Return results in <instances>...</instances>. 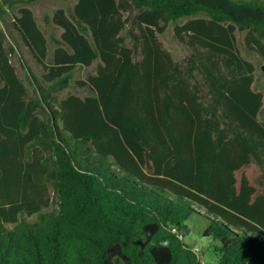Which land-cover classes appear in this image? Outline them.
<instances>
[{"label":"trees","instance_id":"obj_1","mask_svg":"<svg viewBox=\"0 0 264 264\" xmlns=\"http://www.w3.org/2000/svg\"><path fill=\"white\" fill-rule=\"evenodd\" d=\"M67 1L49 62L34 12L15 18L41 79H20L0 30V264H198L190 219L219 264H264V93L236 37L264 62V0ZM170 24L181 62L158 39ZM73 82L88 95L60 99ZM253 164L258 185L237 177Z\"/></svg>","mask_w":264,"mask_h":264},{"label":"rangeland","instance_id":"obj_2","mask_svg":"<svg viewBox=\"0 0 264 264\" xmlns=\"http://www.w3.org/2000/svg\"><path fill=\"white\" fill-rule=\"evenodd\" d=\"M25 1L26 0H19V3L11 10H8L5 16L0 19V30L5 35L6 47L14 48V53L11 54V62L16 68L18 76L21 80L28 84L27 77L29 76L31 79L33 78L32 75H29L28 70L30 72L32 70L38 79H41L43 68L32 56L28 47L24 44L20 33L14 27L15 18L19 16V9L22 7H28L34 12L36 21L48 40L49 59L47 62H49L52 59L53 52L55 50L53 38L59 39L63 30L54 25L52 22H48L47 18L51 19L58 9H64L66 10L67 15H70L75 2L67 0H40L32 4H27ZM128 15V13H125V17H128ZM186 20L187 19H182L176 22V24L183 25ZM174 26L175 24H170L163 34L158 35V39L161 42L163 48L172 54L173 59L177 62H181L186 57H188L192 51L186 44L180 42L175 37ZM124 35H126V33H124ZM245 35L246 33L236 32L238 50L244 59L254 64L256 69L255 76L257 79V89L264 93V62L255 51L247 48L245 44ZM127 45L131 46L130 40L127 41ZM96 70L97 63H95L90 68L79 67L74 72V81L85 80L88 76L96 74ZM29 94L33 97L37 94V89L34 84L29 86ZM70 94H78L82 97H85L88 95V91L86 89H78L73 82L70 88L59 93L58 96L60 99H63ZM260 120L264 121V111L260 116ZM243 174L248 177L252 184L258 185V183L262 181L263 170L253 164L243 169V171L238 172V179H240ZM55 209H57V201L56 198L53 197L50 210L52 211ZM188 225L191 228V233L194 232L203 234L206 224L204 221L190 219L188 221ZM208 252L212 257H216L213 248L209 249Z\"/></svg>","mask_w":264,"mask_h":264},{"label":"clouds","instance_id":"obj_3","mask_svg":"<svg viewBox=\"0 0 264 264\" xmlns=\"http://www.w3.org/2000/svg\"><path fill=\"white\" fill-rule=\"evenodd\" d=\"M182 243L184 245V250L191 252L196 257L198 264H219V258L212 257L208 252L209 249L219 244V241L215 240L212 235H203L193 232L190 237H186ZM170 244V240L163 239L159 242V247L168 248Z\"/></svg>","mask_w":264,"mask_h":264},{"label":"water","instance_id":"obj_4","mask_svg":"<svg viewBox=\"0 0 264 264\" xmlns=\"http://www.w3.org/2000/svg\"><path fill=\"white\" fill-rule=\"evenodd\" d=\"M29 75L31 76V72L28 70ZM53 125H55L54 119H53Z\"/></svg>","mask_w":264,"mask_h":264}]
</instances>
